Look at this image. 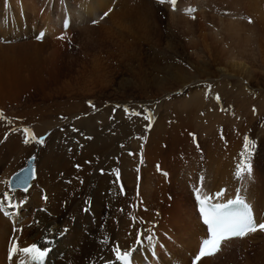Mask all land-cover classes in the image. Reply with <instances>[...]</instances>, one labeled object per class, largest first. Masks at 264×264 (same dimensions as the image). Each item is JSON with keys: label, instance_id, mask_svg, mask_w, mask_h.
<instances>
[{"label": "rangeland", "instance_id": "374dc122", "mask_svg": "<svg viewBox=\"0 0 264 264\" xmlns=\"http://www.w3.org/2000/svg\"><path fill=\"white\" fill-rule=\"evenodd\" d=\"M1 1L0 221L6 226H41L34 218L37 207H33L30 195L39 176L40 158H47L50 150L61 157L77 145L81 150L88 149L90 138H102L101 146L103 141L109 144L107 139H113L109 144L113 156L106 158H111L118 169L114 179L124 186L122 192L119 190L121 200L131 198L126 215L125 206L118 209L130 226L124 219L113 217V225L109 223L113 238L121 245L129 242L117 239L128 227L133 242L142 237L135 235L141 225L143 231L148 230L147 236L155 235L151 239L159 247L151 259L157 257L161 264H170L165 253L179 264L189 263L192 253L183 251L191 252L189 247H195L198 238L191 237L196 234L197 219L192 197L201 173L207 189L221 184L228 192L251 185L250 191L258 188L264 195V0H178V4L193 1L195 7L177 12L164 0L158 5L155 0H106L102 10L93 12L78 5L79 0H67L72 16L68 31L59 29L56 11L44 10L42 0H21L22 20L14 0H8L3 19ZM110 6L112 9L103 13ZM232 12L241 18L223 15ZM46 20L48 27L55 22L56 26L35 38V31L44 27ZM86 119L93 121L98 134H90L78 124ZM41 120L51 127L43 137L33 132ZM156 124L159 129L154 128ZM25 128L33 134L25 137ZM33 136L43 143H37ZM25 139L30 142L25 144ZM30 156L35 158L36 173L31 187L26 192L9 191L10 175L18 172ZM242 160L255 168L250 178L247 171L244 179L236 176L238 165L234 162ZM158 164L168 177L163 173L161 177ZM105 165L103 162L102 167ZM71 166L82 167H77L78 163ZM98 170L94 172L102 176L104 172ZM53 177H42L39 183L50 185ZM22 179L19 181L26 180ZM143 180L144 191L151 192L149 199L139 195ZM42 195L39 203H45L48 197L45 190ZM51 195L56 194L52 191ZM5 199L20 206L17 214H23V218L6 220ZM82 205L75 206L73 215L82 210ZM87 205L89 209L91 204ZM41 213L46 210L42 208ZM259 214L264 215V210ZM188 231H192L190 244L183 242ZM25 232L22 230L16 241L19 253L38 238ZM11 236L6 249L13 240ZM246 239L223 247L216 260L202 264H264V234ZM82 243L73 251L71 264L85 261L82 258L87 253H82ZM141 243L150 245L147 238Z\"/></svg>", "mask_w": 264, "mask_h": 264}, {"label": "bare ground", "instance_id": "6f19581e", "mask_svg": "<svg viewBox=\"0 0 264 264\" xmlns=\"http://www.w3.org/2000/svg\"><path fill=\"white\" fill-rule=\"evenodd\" d=\"M91 1H93L92 4H90ZM32 2H34V0H32ZM105 2H107V1L106 0H79L78 5H80L82 7H87V8H89V12H93V11H97L99 9L102 10L106 5ZM151 2H153V1H151ZM155 2L157 3V5L160 3L159 1H155ZM8 4H9V2H8ZM14 4H16V3H14ZM42 4H43V2L41 1V5ZM160 4H162V3H160ZM20 5H21V3H20ZM166 5L168 6V8L172 9L174 12L178 11V10H174L173 8H171V6L169 5L168 2H166ZM39 7H40V5H39ZM22 10H23V8H22ZM43 11H41V12H43ZM238 14L239 13H237V12L236 13L235 12L223 13L224 16H229V15L231 16L232 15L233 17L235 16V17H238V19H240L241 17H239ZM18 15L21 18L19 10H18ZM62 17H63V14L61 13V19H62ZM68 17L70 19V13L68 14ZM61 19H59V20L61 21ZM21 20H22V18H21ZM71 20H72V16H71ZM141 23L143 25L142 19H141ZM46 24H47V20L44 23V27L43 26L41 27L44 29V31H48L51 27V26L48 27V24L47 25ZM228 24L229 23H227V25ZM236 24L238 25V23H236ZM142 25H140V26H142ZM229 27L230 28L234 27V25L233 24L229 25ZM140 29L142 31H144L145 27H143V28L140 27ZM37 30H40V28H38ZM36 33H37V31H35V34ZM40 41H42V39L36 40L35 42L39 43ZM48 123L49 122H44L43 120H41L33 132H35L36 134H38V133L41 134L42 135L41 137L46 136L47 132L51 128V127L46 126ZM78 124L81 127L83 126L84 128H87L88 133L98 134L94 129L95 124L93 123L92 120H89V119L82 120V121H79ZM154 128L159 129V126H157V124H156V126H154ZM33 132L30 131V135L29 134L25 135V133L24 132L23 133H24L25 137H28V136H31L33 134ZM104 135H106V134H104ZM152 135L153 134H151V136ZM101 139H100V141H98V140L91 141V138H90L89 139L90 144H89L88 149H82L81 150L80 148H78L80 146L77 145V148H73L72 152L63 153L61 157L56 156L55 152L51 153L50 151H52V150H50L48 157H47V158H51L50 160L47 161V158H45L47 155L46 156L43 155L44 156L43 160H41V158H40L39 169H38L39 170L38 171L39 176L37 178V181H35L34 185L32 186L30 195L32 196V198H34L33 199L34 200L33 201L34 202L33 207H37V211H36L37 213H35L34 218L40 220L41 226L39 228H28V229H23L21 226H19L18 229H12V228H10L11 226L9 227L8 224H7V226L4 224L5 221H2V222L0 221V226H1L0 227V264H5V263L6 264H13V263L7 262L6 259L8 257H10L11 260L17 257L16 261L19 259H27L29 257L26 254H24L23 252L19 253V251H17L15 254L10 252V250L13 248V246L16 245V241H17L18 237L21 235L22 230H25L26 231L25 233H28L30 235H37V237H38L37 241H31L27 245L25 244L26 246L22 247V248L23 249L28 248V247L35 244L39 248H41V250L48 249L47 260L45 262L46 264H55L56 262H58V264H71L70 260L73 259V255H74L73 251H76V248L79 246V242L85 243V244L82 243V245H83L82 253L83 254L87 253L85 256H83L82 261L83 260H85V261L81 264H89V262H92V264H95V263H98V264H119L117 259H115L113 256L112 249L115 247L116 248H119V247L123 248V247L127 246V244L123 243L121 245L120 244L121 242H117L113 238V234L111 233L112 229H111V226L109 225V223L113 225V223L111 222L113 217H115V219H119V217H120V218L124 219V221L126 222V217L122 216V214H120V213H123V211H120L118 209L120 207L125 206V215H126V212L129 211V209H127L126 207H127L129 200L131 198L129 197V200L128 199L121 200V194L119 193L118 184L116 185L117 179H114V176L117 174L118 169L116 170L117 167L114 164V162H112L111 158H106L108 155L113 156L112 145H109V144H112V142H114L113 139H107L109 144H107L105 141H103L102 146H101V143H102ZM92 144L96 145V146L93 147ZM98 144H100V145L98 146ZM90 146H92V148H90ZM139 147H140V150L145 151L143 146H139ZM86 156H89L90 158H87ZM54 157H58V158L53 159ZM86 159L88 162L87 164L85 163ZM103 162L106 164L104 167H102ZM137 162L138 161H136V163ZM34 163H35V159H34ZM74 163L79 164V166H77V167H80V166H82V167L80 169H78V168L76 169L73 166L70 167V165H72V164L74 165ZM139 163H142V162H139ZM43 164L45 166L44 168H42ZM225 165H226V161H225ZM89 169H91V170L93 169V171L89 172L87 174L85 171L89 170ZM98 169H102V171L104 172V174L102 176H101V174L98 175L95 173V172L99 171ZM94 170H95V172H94ZM228 171H229V169H228ZM228 171H227V173H228ZM16 173L13 175V179L8 181V184H9V187L20 186V187L16 188L17 190H19L21 188V185H18L17 182H19L20 178L25 177V173L22 172V173L18 174L17 177H15ZM219 173H220V171H219ZM53 174H54V177L51 178L52 183L50 185H47V183H45V184L39 183V180L42 177L47 176V178H46V180H47ZM225 174H226V172H225ZM35 177H36V173L34 174V177L31 178V180H33ZM218 178H219V176H218ZM226 178H227V176H226ZM54 179H56L55 183H54V181H55ZM127 179L124 177V180L126 183L128 181ZM46 180H45V182H46ZM227 181L229 182V180H226V182ZM119 184L122 185L121 182H119ZM143 184H145L144 180L142 182V188H141L142 193L140 192L139 195H142V197H144V198L146 197V199H149L148 195H151V192L146 193L144 191ZM225 184H227V183H225ZM232 185H234V184H232ZM145 186H146V184H145ZM219 186H220V190L214 191L213 193L210 192L208 197H215V194L218 192H223L224 196L220 197V198H213L211 201L212 203H214V202L219 203L220 201L230 200L239 193L252 206V208L255 212V217H256L257 221L258 222H264V215L259 214V211L264 210V195H262L263 193L261 192L260 189L252 188V190L250 191V188L252 186L251 185H244V187L241 189L230 190L227 192V190L225 189L226 186L224 188V185H221V184H219V185L212 184L211 189H213V188L217 189ZM97 187H98V189H97ZM123 187L124 186L122 185V190H124ZM17 190H14V191H17ZM44 190H45V193L47 194L48 197H46L47 199H46L45 203H43V202L39 203L38 199L43 197L42 193ZM122 190H120V191L122 192ZM26 191H23V192H26ZM52 191L54 192V194H56L55 196L51 195ZM1 192H3V188L0 185V193ZM99 192H101V196L99 195ZM204 194H206V193H204ZM52 196H54L53 199H52ZM59 198L62 199L63 201L62 202L56 201ZM5 200H7L6 201V207H4L5 204L4 205L1 204L4 207L3 211L9 212V215H11L10 218L13 217V220L14 219L18 220L19 216L21 218H23L22 217V216H24L23 214H20V215L17 214V212L19 210L18 207H20V206H18L17 204L9 202L8 199H5ZM2 201H4V198L2 199ZM41 201H43V200H41ZM85 202H86V204H84ZM37 203H38V205H37ZM79 203L83 204L81 206L82 210H80L79 213H77V214L75 213L73 215V211L75 209V206L76 205L78 206ZM89 203L91 204V207L88 209L87 204H89ZM83 207L84 208L87 207V210H85ZM194 207H196V204H194ZM42 208H44L46 210L45 214L41 213ZM141 210L145 211L146 209L144 207H141ZM32 213H29L28 215L32 216L33 215ZM82 213H84V215ZM1 214H2V211H0V215ZM196 216H197V219H196V222L194 225V232L196 231V234L193 233V235L191 237L197 235V236H200V238H199V241H198L197 237L195 238V239H197V242L195 244V247H193V248L191 246L189 247L188 244L185 245V246L189 247L190 249H192V251L188 252V251L184 250L183 251L184 254H186V252H187V254L192 253V255H193L194 252L198 249V246H199L201 240L206 237L205 227L202 223H200L199 217L197 214H196ZM4 217H5V213H4ZM110 217H111V220H110ZM5 218L7 220V217H5ZM34 218L29 219V221L25 225L27 226V224L31 220H33ZM72 218H73V221L71 220ZM15 222H16V226H17L18 221H15ZM126 223L128 224V226H130L129 222H126ZM139 226L140 227L138 229H136V231H135V235H141L142 236L140 238V243H138V248L130 249L128 247H125V249H128L126 251L129 252V250H132L133 261L136 264H161L159 262V258L152 257L153 259H151L149 257V255H151V256L155 255L154 251H155V249L157 250V248L159 247L158 244L156 245L153 243L154 239L153 240L151 239L152 236L154 237L155 235L153 233H149L147 236V234H145V233L148 230L143 231L142 226L141 225H139ZM134 228H136V227H133V229ZM105 231H106V234H105ZM143 232H144V234H143ZM10 233L12 234L11 237L13 239L12 240L13 244L11 242L9 250H7L6 249V243L8 241V237H9ZM122 233L123 234L121 235V238L117 237V239L121 240L123 238V239H125V241L130 239V241L129 240L128 241L131 242V239H132L131 233L132 232L128 229V227H127V230L123 229ZM188 233L186 232L185 237H187V238L183 239V242L185 241V242L190 244V241H191L190 233H192V231L191 232L188 231ZM256 233L263 234L264 232L257 231ZM256 233H254V234H256ZM254 234H250L247 237L249 238V237H251V235H254ZM247 237H245L243 239L236 238V239L226 241L222 244L221 250L223 249L224 244H227V245L230 244L231 245L233 243H242L243 241H245V239ZM145 238H147V242L149 241V244H150L147 247L141 243V241ZM140 244L142 246H140ZM59 252H63V254H59ZM220 253L221 252L219 251L214 256L203 258L199 262V264H202L203 262H206L208 260H213V259L216 260L215 258H217V256L220 255ZM110 255H111V257L109 259ZM165 255H168L169 259H167L166 256H165V259L170 261V264H179V262H177L173 258H171L172 256H170L168 253H165ZM63 257H65V259L61 260V258H63ZM102 259H105V260L101 261ZM52 260H53V263H51ZM16 261H15V263H16ZM185 264H187V263H185ZM191 264H193V263H191Z\"/></svg>", "mask_w": 264, "mask_h": 264}, {"label": "snow or ice", "instance_id": "6c2138e0", "mask_svg": "<svg viewBox=\"0 0 264 264\" xmlns=\"http://www.w3.org/2000/svg\"><path fill=\"white\" fill-rule=\"evenodd\" d=\"M163 2V0H161ZM174 6L176 0H169ZM251 22V21H249ZM67 27V25H65ZM63 39V37H60ZM217 99H219L217 97ZM91 106V105H90ZM0 113V118H2ZM139 115V113H134ZM150 119V117H145ZM25 134L30 135L29 129L23 130ZM37 143H43L42 139L32 137ZM30 141L25 139L24 143L28 144ZM247 148V140L245 141ZM245 168L247 170L246 176L251 177L252 168L250 164H242L238 166L236 176L240 179L245 177ZM223 192H218L215 197H202L200 190H196L195 201L198 205L199 216L202 219L204 225H206L207 238L202 241V245L199 248L198 255L195 256L193 264H199V262L205 257H211L221 251V246L224 242L232 239H243L250 234H254L257 231L264 232V222H258L254 210L250 203L246 201L239 193L234 199L227 200L226 203H212L213 198L223 197ZM137 243H140V237L137 238ZM24 254L31 258L32 264H43V260L48 253V249L41 250L37 245H32L28 248L21 250ZM119 252V249H116ZM11 252L15 254L17 252V246L14 245ZM130 253L124 252L117 256V259L121 261V264H130Z\"/></svg>", "mask_w": 264, "mask_h": 264}, {"label": "water", "instance_id": "95a60500", "mask_svg": "<svg viewBox=\"0 0 264 264\" xmlns=\"http://www.w3.org/2000/svg\"><path fill=\"white\" fill-rule=\"evenodd\" d=\"M33 161H34V156H30L28 158V161L27 163L20 169L19 172L16 173L15 177H17V174H20V173H25V177L27 181H29V179H31V177H33V174H34V165H33ZM33 170V171H32ZM13 179V178H12ZM24 184V183H21V181L17 182V184L21 185L22 187H27V182Z\"/></svg>", "mask_w": 264, "mask_h": 264}]
</instances>
